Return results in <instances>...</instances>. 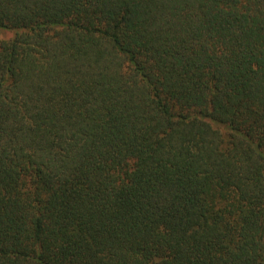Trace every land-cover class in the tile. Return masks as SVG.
Returning <instances> with one entry per match:
<instances>
[{
    "label": "trees",
    "instance_id": "16d2710c",
    "mask_svg": "<svg viewBox=\"0 0 264 264\" xmlns=\"http://www.w3.org/2000/svg\"><path fill=\"white\" fill-rule=\"evenodd\" d=\"M0 264H264V0H0Z\"/></svg>",
    "mask_w": 264,
    "mask_h": 264
}]
</instances>
